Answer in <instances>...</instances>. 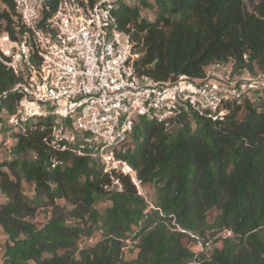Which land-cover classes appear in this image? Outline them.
I'll use <instances>...</instances> for the list:
<instances>
[{"label":"trees","instance_id":"trees-1","mask_svg":"<svg viewBox=\"0 0 264 264\" xmlns=\"http://www.w3.org/2000/svg\"><path fill=\"white\" fill-rule=\"evenodd\" d=\"M152 1L114 12L140 48V74L161 83L201 79L207 66L229 62L235 72L264 71V0ZM18 24L12 0H0V31ZM17 82L0 64V107L8 112L19 98L10 92ZM262 93L234 104L222 122L191 112L168 127L139 119L116 156L142 189H153L151 204L128 177L118 176L120 192L109 189L95 159L48 148L51 118L11 133L9 157L0 161L2 264H264ZM41 204L50 212L36 224ZM222 232L230 237L205 255L207 236ZM82 237L96 241L79 247Z\"/></svg>","mask_w":264,"mask_h":264},{"label":"built area","instance_id":"built-area-1","mask_svg":"<svg viewBox=\"0 0 264 264\" xmlns=\"http://www.w3.org/2000/svg\"><path fill=\"white\" fill-rule=\"evenodd\" d=\"M133 1L12 0L19 24L0 31V64L18 78L10 92L19 98L12 112L0 107V130L20 133L51 118L48 148L95 159L109 189L120 192L125 176L142 194L136 173L116 156L138 120L168 127L191 112L222 122L264 89V71L235 72L229 62L207 66L201 79L161 83L140 74L136 44L114 17Z\"/></svg>","mask_w":264,"mask_h":264},{"label":"rangeland","instance_id":"rangeland-1","mask_svg":"<svg viewBox=\"0 0 264 264\" xmlns=\"http://www.w3.org/2000/svg\"><path fill=\"white\" fill-rule=\"evenodd\" d=\"M152 0H149V3H152ZM141 17L144 18H150L151 15L149 12L146 10L141 11ZM140 48L137 49L139 52ZM262 97L264 98V93L261 94ZM4 139V144L2 149H0V161H3L4 159H8L9 155L7 154V151L10 147V144L13 142V139L11 137V133L6 132L3 135H0V141H3ZM130 140V139H129ZM129 142V141H128ZM5 149V152H4ZM24 193L28 195L29 197L31 194L29 193L27 187L23 185ZM142 194L145 196L149 204L152 203V196L154 194L153 189H142ZM5 199L4 197L0 194V204L4 203ZM55 204L59 206H63V202L61 200H56L54 202ZM107 204L104 203H99L97 204L98 209H103ZM50 212V207L46 204H41L40 206L35 208L34 215L31 219L32 222L38 224L42 221L43 217L45 214H48ZM215 213H210L209 214V220H211L214 217ZM225 237H230V234L227 232H222V233H217L214 236H207L208 240L207 243L204 247H202V251L205 255H209V253L218 245V239L225 238ZM4 235L0 232V264H2V252H3V244H4ZM96 239L91 238V237H82L79 241V247H86V246H92L94 245ZM131 245L130 241L126 242V245Z\"/></svg>","mask_w":264,"mask_h":264}]
</instances>
